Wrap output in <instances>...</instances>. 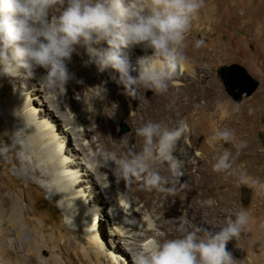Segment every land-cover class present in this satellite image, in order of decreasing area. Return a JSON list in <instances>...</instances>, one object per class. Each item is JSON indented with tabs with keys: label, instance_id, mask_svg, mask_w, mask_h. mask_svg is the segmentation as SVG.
<instances>
[{
	"label": "bare ground",
	"instance_id": "6f19581e",
	"mask_svg": "<svg viewBox=\"0 0 264 264\" xmlns=\"http://www.w3.org/2000/svg\"><path fill=\"white\" fill-rule=\"evenodd\" d=\"M222 1L226 2L223 4V9H226L224 11L230 22H239L243 18V0H239L236 4H233L231 0ZM219 5L220 0H205L204 8L193 20L199 29L208 25V35L213 34L216 24L219 25L218 20L222 10ZM256 11L258 21L255 27L250 29L247 42L244 40L246 47L249 44L258 43L259 40L264 41V0H257ZM195 39L194 36L191 40L190 35L187 34L185 41L187 62L182 72L178 73L173 80V82L182 81V83L171 82L168 92L159 95L150 90L141 89L138 100L126 96L123 86L110 78V74L115 72L110 68L102 72V78L108 88H97L99 78L94 74L97 66L88 61L89 57L85 48L78 47L77 52L73 53L67 64L73 79L66 85V96L85 89L91 92L93 94L90 99L91 108L86 109L85 112L76 105L77 102L70 103V112L65 106L62 109L57 105L56 100L47 97V89L39 83L40 77L46 75V70L43 68L36 69L35 78L26 79L18 75L0 76V94L3 92L7 94L2 96L4 99L0 110V145L9 146L6 155H10L13 159L15 168L20 162L26 165L28 160L26 154L32 155L36 166L33 171L29 167L25 168L26 173H33L50 180L52 188L57 193L60 210L70 220V228L85 234L84 237L87 234L89 236V239L82 236L66 239L63 245L67 251L65 250L64 254H68L71 249L65 242L69 246L80 248L81 242L85 240L84 246H87L85 247L87 250L83 252L87 253V257H90L94 264H129V256L126 253L128 251L124 243L130 240L129 244L136 252L138 238L155 236L147 220L138 225H135V222L123 223L115 217L112 218L115 221H108L110 214L106 208L116 202L122 182L125 180L114 175L111 166L105 167L102 162L95 166L96 160H93L89 153L95 144L92 143L86 148L87 141L92 139V135L98 138V148L104 147L116 152L117 155L118 153L127 154L128 146L140 151L143 140L136 135L135 130L144 122L152 120L167 124L169 127H175L180 120L188 123L190 131L186 139L179 142L177 151L173 153L177 159L183 161L185 173L180 178L181 184L175 186L176 191L171 194L156 190L149 191L144 187V181L140 179L143 189L139 195L143 197L145 208L153 215L155 227L164 231L171 239L181 236L182 230L189 225H202L209 230L215 229L224 224L229 213L233 212L235 206L233 191H237V188L231 187L234 189L226 191H220L219 188L224 185L230 186L234 181L238 182V176H226L224 173L214 172L211 164L208 165V169L206 166L205 168L199 166L206 158V151L201 153L197 149L198 146L209 149L211 153L214 152L215 158L222 152L218 149L222 141L214 146L209 140L216 130L229 128L235 131V138L230 144L233 147L230 149L233 153L236 151L234 147L236 143L240 140L247 141L248 146L241 150L234 167L243 170L249 177L260 180L253 165L264 161V149L257 138L258 118L252 109V104H245L241 110V125L235 115H223L225 110L232 108V104L215 83L209 80L208 75H202L206 68H202V63L197 59L200 50L194 46ZM203 54L205 66L212 59L221 58L220 53L215 49H204ZM151 55V49L145 50L141 46H136L129 53L130 63L134 68H138V59ZM258 68L259 73L264 75V52L259 55ZM131 74L136 76L138 72ZM115 75L118 78V73L115 72ZM24 88L27 94L21 96ZM96 90H99V93H96ZM89 92L87 96H90ZM28 96L31 99L28 100ZM32 96L38 97L37 103ZM258 97L264 110V86L255 98ZM30 102H32L31 106ZM113 104L117 105L115 109ZM250 109L251 114H249ZM57 113H60L62 117L67 115L68 124L64 126L58 124L62 119ZM74 113L76 115L70 119V115ZM88 117L96 119L97 129L91 130V127L87 126L88 130L75 139L74 129L87 125L90 122ZM122 122L130 123L134 128L133 133L123 139L128 142L127 145L122 144V139L115 135L117 125ZM67 126L72 128L68 129ZM239 126H241V134L236 135V132L240 131ZM64 144L65 149H63ZM188 147L191 152L189 154ZM18 150H22L19 158L15 156ZM44 150L48 151L44 152ZM185 154L189 156L186 158ZM194 155L195 158H190ZM79 156L83 158L80 159ZM96 158L99 157L95 155ZM43 168L49 171H43ZM158 168L161 174L168 175L166 164H159ZM32 186V183H27V187ZM5 188L4 182V187L0 186V264H20L12 255H19L22 252H25L27 257L23 264H48L44 256L52 249V234L61 237L66 235L63 230L60 232L50 230L40 218L27 222L26 213L30 209L28 206H22L18 200L5 195ZM44 188L47 189L48 186L44 185ZM238 188L253 189L254 206H264V191L242 184H239ZM119 201H122V198ZM208 201L214 203L209 204ZM62 202L65 205L62 206ZM99 211L103 212L104 219L102 216L99 218ZM102 222L109 225L105 245L92 232L86 231V228L97 230L96 234L100 238L104 235ZM33 225L35 230L31 228ZM140 226H146L145 235L139 231ZM216 230L218 231L219 228ZM227 250L239 261V264L242 262L243 264H260L251 256V251L254 250L256 256L261 255L264 264V224L254 233L242 232L239 240L233 239L227 244ZM106 251L110 255L106 254ZM79 252L82 264H87L84 261L86 256L82 254V250ZM64 254H60L59 259L68 263L61 257Z\"/></svg>",
	"mask_w": 264,
	"mask_h": 264
},
{
	"label": "clouds",
	"instance_id": "9594fccd",
	"mask_svg": "<svg viewBox=\"0 0 264 264\" xmlns=\"http://www.w3.org/2000/svg\"><path fill=\"white\" fill-rule=\"evenodd\" d=\"M204 6L205 0H0V76H17L23 70L24 78H35L36 69L43 68L46 75L39 83L63 95L73 79L67 64L78 47H83L99 71L110 68L118 73V78H112L123 86L126 96L138 100L141 89L165 94L187 62V34ZM204 45L199 39L194 46L199 49ZM136 46L152 50L151 56L138 59V68L129 59ZM116 107L113 104V109ZM239 111L237 105L223 115ZM189 131L184 120L175 127L148 120L135 130L143 140L140 151L128 146L127 155L118 156L101 147L97 156L103 166L114 165L112 171L119 178L142 179L147 190L171 194L185 174L183 161L173 153ZM234 138L233 129L223 128L209 140L215 146L221 141L231 144ZM127 143L122 138V144ZM247 146V141L240 140L234 145L235 153L223 149L213 171L236 175L239 184L264 191V182L234 167ZM159 164L167 165L168 175L161 174ZM249 223L250 215L242 209L230 212L218 231L189 225L181 236L158 241L151 251L134 252L133 264H239L227 244L239 240L242 232L249 230Z\"/></svg>",
	"mask_w": 264,
	"mask_h": 264
},
{
	"label": "rangeland",
	"instance_id": "374dc122",
	"mask_svg": "<svg viewBox=\"0 0 264 264\" xmlns=\"http://www.w3.org/2000/svg\"><path fill=\"white\" fill-rule=\"evenodd\" d=\"M233 4H236L239 0H231ZM226 2L220 0V5L222 10L220 11V19L218 20L219 25L216 24L213 30V34L208 35L207 31L209 29L208 25H205L204 27H200V29L197 27L195 23L192 22V27L188 35H190V39L193 40L194 36L196 37V41L199 39H203L205 41V45L201 48H199L200 52L197 54V59L202 63V68H206L204 73L202 75H208L209 80L211 82H214L217 88H219L220 91L224 93L228 101L232 104V107L239 106L240 111L238 113H235L237 117V121H239L240 125L242 123V118H241V110L243 109L245 104H252V109L256 113V118L257 123L256 127L258 126V131H257V138L261 141L262 143V148L264 149V110H262V104L261 100L258 98H255L256 95L260 92V90L263 88L264 84V75L259 73V68H258V62H259V55L264 52V41L259 40L258 43L256 44H249L247 47L244 43L247 42L249 39L248 35L249 31L251 28L255 27L256 22L258 21V16H257V11H256V6H257V0H243V18L239 22L231 23L230 20L227 18V14L223 9V4ZM231 5V2H229ZM247 39V40H246ZM104 47H107L106 44L103 45ZM204 49H215L218 51L221 55V58L219 60L212 59L210 63L205 66L204 64V54L203 50ZM89 61V59H88ZM90 62V61H89ZM232 64H239L243 67L246 68L248 73L257 81L259 82V87L257 91L245 99L241 103H236L231 96L228 95V93L225 91V88L219 79L217 75V70L222 67V66H230ZM94 74L98 76L99 78V85L97 88H108L105 86V80L102 78V72L98 70H94ZM24 77L23 75V70L21 71V75H18ZM115 75V72L110 74V78H112ZM175 84L182 83L181 82H173ZM27 88V86L25 87ZM24 88V89H25ZM89 91L87 89L81 91V92H76L72 95H67V87L66 91L63 95H57L54 94L50 91H46L47 97H50L51 99H54L57 101V105H59L62 109L67 108L71 112V102H77L76 105L80 106V109H82V112H85L86 109H90V99L92 97V93H90V96H87V93ZM96 93H99V90H96ZM26 89L22 92L21 96H25ZM92 94V95H91ZM5 92L0 94V110L2 108V102H3V97L6 96ZM28 96V100L31 99ZM255 98V99H254ZM23 99V97H21ZM32 99L37 103V96H32ZM254 99V100H253ZM33 102V101H32ZM32 102H30V106L32 105ZM130 105V102H129ZM23 109L22 107H20ZM48 109V108H47ZM58 116L61 117L62 120L58 124L61 125H66L68 124V116L65 115V117H62L60 113H57ZM76 114L70 115V119L74 118ZM38 117V116H37ZM89 123L84 126H79L74 129V138L80 137V134H84L88 128L87 126L91 127V130H96L97 129V123L96 119L92 117H88ZM66 120V121H65ZM64 122H66L64 124ZM123 125H126L129 129V132L120 135L121 129ZM240 131L236 132V135L241 134V126ZM68 129H71L72 126H67ZM133 126L130 123L127 122H122L119 123L116 127L115 130V135L120 138L124 139L130 134L133 133ZM83 131V132H82ZM97 136L92 135V139H89L88 148L92 143L95 144V147L89 151L91 153V158H94L93 160L95 161V166L99 163H101L100 158L95 159V155L101 150L98 148V143H97ZM24 143V142H21ZM53 143V142H50ZM75 144V143H72ZM51 146V145H50ZM6 148V151H0L2 153V157L0 158V186L4 187V182L6 183V188L4 191L5 195H8L16 200H18L19 203L22 204V206H28L30 209L29 212L26 213L27 215V222H30L33 219L40 218L44 224L50 229V230H55L57 232H60V230H63V233L66 235L64 236H57L52 234V249L46 253L44 256L45 259H47L48 264H82L81 259L79 258V250H82V254L86 256L84 258V261L87 264H94L90 257H87V253L83 252V250H87V246H84V241L83 240L80 244V248H76L75 246H69L66 243L69 249L68 254H64L65 250L67 251V248L63 245L64 241H67L69 237L73 238H78V236L84 237L85 234L77 232V229L70 228V220L67 219V216L60 210V206L58 203L57 199V193L55 190L52 188V184L50 180H46L45 178L39 177L38 175H35L33 173H26L25 168L29 167L31 171L34 170V167L36 166V162L34 161V158L32 157L31 154H26L28 157V160L25 163H19V165L15 168L13 159L10 157V155H6L7 151L9 150V146H1L0 149ZM77 148H80L77 146ZM225 148H233L230 144H226L222 142V144L219 145L218 149L222 150ZM63 149H65V144ZM62 149V151H63ZM198 151L201 153L205 152L206 158L205 160L200 163V167L208 169V165L213 164L216 161L214 152L211 153L209 149L203 148L202 146L197 147ZM48 150H44L46 152ZM197 151V150H195ZM22 153V150H18L15 153V156L19 158V155ZM187 153H191L189 147L187 148ZM185 154V157L187 158L189 155ZM127 154L125 153H118V156H125ZM179 156V155H178ZM80 159H82V156H79ZM190 158H195V155L190 157ZM20 160V159H19ZM88 160V159H86ZM21 161V160H20ZM56 161V160H54ZM64 161V159L62 160ZM61 162V161H60ZM197 162V161H196ZM41 164V163H40ZM59 164V160H58ZM86 164V163H85ZM92 166V165H91ZM111 169L114 168V165H111ZM253 168L256 170L258 173V176L261 180V182H264V161L259 162L257 165H253ZM213 169V168H212ZM44 170H48L43 168ZM49 171V170H48ZM215 172V171H214ZM142 181V180H141ZM140 179H131V180H125L122 182V187L119 190L120 195L116 197V202L111 204L107 209V212L110 214L108 215V221L112 222L115 221L112 218H119L121 222L126 223V224H133L135 222V225H138L139 223L146 222L150 225V229L153 230L155 233V236L149 237L148 236H143L137 239L136 243H138V246H136L137 251L138 250H143V251H151L153 246L158 242V241H165L167 239H171L166 233L162 230H159L157 227H155V219L153 215H151L150 211L147 210L144 206V200L143 197L139 195V192L143 189V185L141 184ZM27 183H32V187H27ZM44 185L48 186L47 189L44 188ZM239 183L237 181L231 182V185H224L222 188H219L220 191H226L228 189H236L237 191H233L235 197V206L233 207V212L240 211V210H246L249 215H250V223H249V230L245 231V234H251L254 233L259 226H262L264 224V206H254V190L253 189H247V188H238ZM102 187V186H101ZM234 187V188H231ZM89 190V189H88ZM108 197V196H107ZM122 198V201H119V199ZM110 203L112 202L110 199L108 200ZM116 204V205H115ZM65 205L62 202V206ZM49 207H57L59 211H57V214H52L51 212L49 213L48 208ZM112 206V208H111ZM111 208V209H110ZM120 208V209H119ZM105 210V209H104ZM123 210V211H122ZM105 213V211H104ZM103 212H98L99 218L102 216ZM134 217V218H132ZM103 218V216H102ZM104 219V218H103ZM112 219V220H111ZM97 224V222H95ZM104 225V235H102L100 238L98 237L97 230L95 231L94 229L86 228V231L88 233H93L102 244H106L107 240V233H109V225L108 223H101ZM90 225V224H89ZM146 226H140L139 231L141 232L142 235H145V228ZM33 230H35V225L31 227ZM86 239H89L88 234ZM67 239V240H66ZM128 239V238H127ZM131 241L128 240L126 243H124L126 250L128 252L129 264H133L132 261V254L134 251L132 250V246H130ZM90 251V250H89ZM26 253L22 252L19 255H12L15 260L23 264L26 261ZM60 254H64L63 257L68 263H64V261H61L59 259ZM106 254L110 255L107 251ZM251 256L254 259H257L260 264H263V258L261 255L256 256V252L253 250L251 251ZM1 262V261H0ZM3 263V262H2ZM117 263V262H116ZM244 262H242L243 264Z\"/></svg>",
	"mask_w": 264,
	"mask_h": 264
},
{
	"label": "water",
	"instance_id": "95a60500",
	"mask_svg": "<svg viewBox=\"0 0 264 264\" xmlns=\"http://www.w3.org/2000/svg\"><path fill=\"white\" fill-rule=\"evenodd\" d=\"M217 75L225 91L238 104L253 95L259 87V82L248 73L245 67L239 64L222 66L217 70ZM127 132H129L128 127L123 125L120 135Z\"/></svg>",
	"mask_w": 264,
	"mask_h": 264
},
{
	"label": "trees",
	"instance_id": "16d2710c",
	"mask_svg": "<svg viewBox=\"0 0 264 264\" xmlns=\"http://www.w3.org/2000/svg\"><path fill=\"white\" fill-rule=\"evenodd\" d=\"M47 208H48L49 213L51 212L52 214H57V211H59L57 207L47 206Z\"/></svg>",
	"mask_w": 264,
	"mask_h": 264
}]
</instances>
